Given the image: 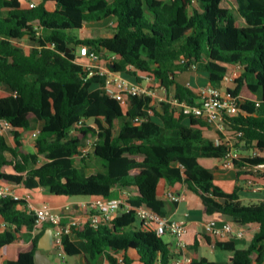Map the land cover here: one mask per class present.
<instances>
[{
	"label": "trees",
	"instance_id": "1",
	"mask_svg": "<svg viewBox=\"0 0 264 264\" xmlns=\"http://www.w3.org/2000/svg\"><path fill=\"white\" fill-rule=\"evenodd\" d=\"M31 1L36 2L33 8L28 7ZM108 23L111 37L67 34ZM23 39L32 44L28 51L17 44ZM80 46L102 59L113 56L111 71L127 79L141 83L138 74L152 77L188 105L195 104L196 96L182 75L200 72L220 87L226 71L238 66L240 73L226 90L236 98L237 113L226 119L225 133L257 155H241L227 173L215 175L199 159L225 157L227 144L213 143L222 137L218 131L179 107L151 104L149 98L130 97L124 108L103 93L102 79L84 80L86 73L75 61ZM0 85L10 91H0V122L13 133L10 144L0 128V185L86 202L130 194V208L110 223L85 224L64 235V254L79 256L84 264H99L102 258L119 264L117 257L131 264V256L139 264H170L168 245L135 225L140 205L165 215L157 193L165 180L185 184L207 215L227 216L244 228L257 226L247 248L223 241L215 247L232 254L231 264H264V202L243 204L238 185L264 164V0H0ZM32 121L38 129L33 153L22 144ZM87 139H94L89 155L103 165L89 174L75 164ZM85 161L79 159L82 165ZM258 176L264 181V170ZM218 181L233 182L232 190L225 191ZM33 220L23 202L0 199L4 264H36L43 231L31 238L28 249L14 244L29 234ZM189 264L215 263L199 258Z\"/></svg>",
	"mask_w": 264,
	"mask_h": 264
},
{
	"label": "built area",
	"instance_id": "2",
	"mask_svg": "<svg viewBox=\"0 0 264 264\" xmlns=\"http://www.w3.org/2000/svg\"><path fill=\"white\" fill-rule=\"evenodd\" d=\"M35 6V1L28 4L29 8ZM114 59L113 56L102 59L99 54L87 46H80L76 52V63L81 65L86 77L84 80L91 77L102 79L101 86L103 93L124 105L130 97L149 98L151 104L167 103L171 106L179 107L185 115H190L200 121L206 123L214 130L218 131L222 137L216 136L213 138V143L218 146L221 143H226L228 151L225 157L220 160L222 169H232L233 161L240 158L238 151L232 148L225 133V121L228 117H232L237 113L236 98H232L226 92L228 86L232 84L234 79L240 73V68L230 67L224 74L220 87H214L210 84L201 86L194 90L196 101L194 105H188L185 102L176 99L173 94L157 83L152 77L145 74L137 76L144 82H131L123 76L122 73L111 71L109 64ZM190 87L189 84H186ZM3 123V122H0ZM5 123V122H4ZM6 124V123H5ZM7 125V124H6ZM82 125V120L75 127L79 128ZM38 134V129L30 133V137L35 139ZM234 136H241V133H236ZM94 145V139H87L81 147L82 155ZM252 156H256L257 152L252 151ZM264 170V164L257 165L254 169V176L248 178L245 186L252 192L261 190L260 178L258 173ZM128 192H123L118 197L108 198L105 200L83 202L80 206L84 209L83 217H67L72 209L71 204L61 207L60 211L45 205L38 207L34 204L30 192L18 193L16 189L8 185H0V199H11L13 201L23 202L26 211L33 216V226L30 231L32 236L40 233L45 226H49L52 235L53 246L56 249H62V239L64 235H70L73 228H77L88 224L91 228H97L100 225L110 223L119 211L128 210ZM164 198L167 202L176 204L183 198L174 194L171 191L165 193ZM135 216L139 222V227L145 232H151L161 237L169 235L174 238L178 248H184L182 236L186 233L184 223L171 219L167 215H160L152 210H149L143 205L135 208ZM64 218L68 221L64 222ZM6 227L5 223L0 222V230ZM204 232L212 238L224 241L232 233V225L230 222L223 221L218 224V219H210L204 224ZM118 263L123 264L122 258L117 257ZM191 260L188 258H179L170 262V264H189Z\"/></svg>",
	"mask_w": 264,
	"mask_h": 264
},
{
	"label": "crops",
	"instance_id": "3",
	"mask_svg": "<svg viewBox=\"0 0 264 264\" xmlns=\"http://www.w3.org/2000/svg\"><path fill=\"white\" fill-rule=\"evenodd\" d=\"M180 79L185 84H193V86H195V89L189 87L193 92L197 88L209 84L206 76L200 72H188L182 75ZM204 79L206 80V82H204ZM243 181L244 180L241 179L238 183L241 188L239 192L240 201L243 204H256L264 202V197L255 195L254 193L258 192H252L245 186L246 180L245 182ZM216 183L227 192H230L233 188V182L218 181ZM260 184L261 190L259 192H262L264 191V181L260 180ZM15 189L18 193L25 192L22 187H18ZM168 191L181 196L183 199L176 204L167 202L164 198V195ZM157 193L158 198L164 201L165 215L169 216L173 220L184 223L186 226V233L182 236L181 239L184 243V248L182 249L177 247L176 241L173 237L167 235L173 242L168 245L169 250L173 255L171 261L183 257L190 260L205 258L215 264H231L232 254L230 252L218 250L215 247V244L217 242L222 241L216 240L210 235L205 234L204 232V224L210 219H218V224H221V222L223 221L231 223L232 233L223 242H232L238 249L247 248L251 242L253 234L258 229L257 226L251 228L241 227L233 223L227 216L207 215L200 198L193 192H191L183 183L168 185L165 180H161L158 185ZM32 200L38 207L48 205L57 211H60L62 206L71 204L72 209L68 213H66L67 217H83L85 214V211L80 206V204L86 201L82 199L56 198L46 194L45 192H38V194L35 196V198H32ZM63 221L67 222L68 219L64 218ZM135 225L139 226V222L136 221ZM49 230V226H45L42 230L43 232L39 240H41L43 237H46ZM28 233L30 235L28 234L24 236H18L14 244L21 249H28L30 247L31 238L33 237L30 232ZM71 240L76 246H78L80 249H83V243L79 239H77L76 236H72ZM51 242L52 248L50 250H41L40 254H38V256L34 258L36 264H62V260L60 258L54 257L56 252H52V250L55 249V247L53 246L52 235L50 243ZM46 246L49 247L50 244ZM3 257L4 250H0V264H4ZM130 258L132 259V264H139L133 256H131ZM80 264L84 263L81 262Z\"/></svg>",
	"mask_w": 264,
	"mask_h": 264
},
{
	"label": "rangeland",
	"instance_id": "4",
	"mask_svg": "<svg viewBox=\"0 0 264 264\" xmlns=\"http://www.w3.org/2000/svg\"><path fill=\"white\" fill-rule=\"evenodd\" d=\"M35 5H36V2H35ZM112 33L113 32L110 28V23H108L106 25L105 24H101V25L87 24L81 30H72V31L67 32L68 35L77 37L79 39L106 38V37H111ZM17 44L24 51H28V49L32 46V44L25 39L21 40L20 42H17ZM77 50H78V48L76 49V52H77ZM193 72H195V71H193ZM128 80H130L131 82H135L134 79L131 77H128ZM204 82H206L205 79H204ZM142 83L144 84V82H142ZM190 87L194 88L195 86H193V84H191ZM0 91L7 92V93L10 92L9 89L3 85H0ZM127 107H128V105H127V101H126L124 104V108H127ZM31 123H32L33 127H31L29 130L23 131V133H22V144H23L24 149L26 151L33 153L35 141L29 135L33 130H36L37 124H34L33 121ZM122 123H123V119H121L119 121V123H117L116 129H118V127ZM0 128H1V134L6 137V139L8 140V142L10 144H12L13 133H12L11 128L8 125H6L4 122L0 123ZM227 138H228V141L231 143L232 148L235 149L236 151H238L240 153V155H242V156L250 155L251 152L254 151L251 149L247 150L245 148H242L243 144L239 141H235L234 138L231 137V135H228ZM83 145H84V143H83ZM90 151L91 150H89L88 153L85 155L81 154L80 156H77L75 158L76 166L80 169V171L82 173H85V174H89L92 170H102L103 169L102 163L98 159H96L95 157L89 155ZM80 158H86L84 165H82L79 162ZM39 159H40V163H42L44 161L43 157H40ZM199 161L203 166L210 169L217 176L223 175L230 170V169H222L220 167V161H218V160L200 158ZM243 182H245V181H243ZM30 193H31L32 198H35V196L38 194L37 191L30 192ZM254 194L258 195L259 197H264V191L254 193ZM160 238H161L162 242L166 245H170L171 243H173L171 238L167 235H162ZM56 250L57 251H56L54 257L60 258L62 260V264H80L81 263V258L79 256H68V255L63 253L62 249H56ZM99 264H106V262L102 258V259H100Z\"/></svg>",
	"mask_w": 264,
	"mask_h": 264
},
{
	"label": "water",
	"instance_id": "5",
	"mask_svg": "<svg viewBox=\"0 0 264 264\" xmlns=\"http://www.w3.org/2000/svg\"><path fill=\"white\" fill-rule=\"evenodd\" d=\"M50 239H51V230H49L46 237H43L41 240H39L38 245H37V250L35 251L34 258H36L38 254H40L41 250H47V249L50 250L52 248V242L50 243ZM48 244H50L49 247L46 246ZM52 252L55 253L56 250L53 249Z\"/></svg>",
	"mask_w": 264,
	"mask_h": 264
}]
</instances>
